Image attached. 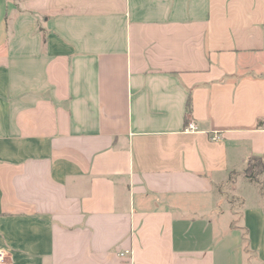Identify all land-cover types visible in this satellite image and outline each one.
<instances>
[{
    "label": "crops",
    "instance_id": "crops-1",
    "mask_svg": "<svg viewBox=\"0 0 264 264\" xmlns=\"http://www.w3.org/2000/svg\"><path fill=\"white\" fill-rule=\"evenodd\" d=\"M263 119L264 0H0L6 264H264Z\"/></svg>",
    "mask_w": 264,
    "mask_h": 264
},
{
    "label": "trees",
    "instance_id": "trees-1",
    "mask_svg": "<svg viewBox=\"0 0 264 264\" xmlns=\"http://www.w3.org/2000/svg\"><path fill=\"white\" fill-rule=\"evenodd\" d=\"M191 108V102H188V109ZM258 127L264 129V119L259 121ZM244 176L251 182H255L261 185V191L264 195V182L261 178L264 176V156L257 157L252 156L248 160L246 169L244 170Z\"/></svg>",
    "mask_w": 264,
    "mask_h": 264
},
{
    "label": "built area",
    "instance_id": "built-area-1",
    "mask_svg": "<svg viewBox=\"0 0 264 264\" xmlns=\"http://www.w3.org/2000/svg\"><path fill=\"white\" fill-rule=\"evenodd\" d=\"M195 129L196 127L193 123H190L189 127L187 128L188 131H193ZM126 254H129V252H127ZM120 256H125V254H121ZM0 264H6V254L2 250H0Z\"/></svg>",
    "mask_w": 264,
    "mask_h": 264
},
{
    "label": "rangeland",
    "instance_id": "rangeland-1",
    "mask_svg": "<svg viewBox=\"0 0 264 264\" xmlns=\"http://www.w3.org/2000/svg\"><path fill=\"white\" fill-rule=\"evenodd\" d=\"M230 189H233V188H232V186L229 184L228 187H227V191H228L227 193L229 194V198H230L231 193H232V192H230ZM232 200L235 201L234 198H233Z\"/></svg>",
    "mask_w": 264,
    "mask_h": 264
}]
</instances>
